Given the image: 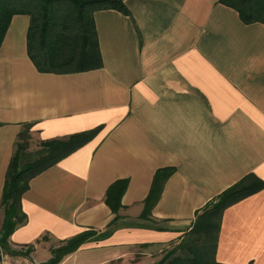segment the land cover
<instances>
[{
	"label": "crops",
	"instance_id": "crops-1",
	"mask_svg": "<svg viewBox=\"0 0 264 264\" xmlns=\"http://www.w3.org/2000/svg\"><path fill=\"white\" fill-rule=\"evenodd\" d=\"M122 2L126 14H93L102 67L89 72H38L27 54L29 16L9 22L0 46V202L23 125H31V150L98 133L30 181L26 220L8 243L33 251L0 250V264H44L39 241L83 232L98 238L58 264H132L136 248L189 236L205 207L246 176L264 183V24H244L220 0ZM164 169L172 172L142 216ZM122 180L114 213L106 192ZM212 250L217 263L264 264V189L223 212Z\"/></svg>",
	"mask_w": 264,
	"mask_h": 264
},
{
	"label": "trees",
	"instance_id": "trees-1",
	"mask_svg": "<svg viewBox=\"0 0 264 264\" xmlns=\"http://www.w3.org/2000/svg\"><path fill=\"white\" fill-rule=\"evenodd\" d=\"M0 0V46L11 18L16 14H25L30 18L27 32V54L40 73H83L102 67L93 14L101 10H116L126 14L122 0ZM235 10L244 24H264V0H220ZM60 11H64L62 14ZM30 124L23 125L18 134L15 151L9 162L5 183L1 195L0 208L3 212V224L0 230V250L10 257H28L31 251L16 252L11 249L10 235L22 225L26 216L21 209V199L28 190L30 181L46 169L71 155L88 143L98 129L71 135L65 139L41 142L42 154L31 159ZM171 170L156 172L147 198L144 201L145 216L159 199L162 187L171 174ZM127 182L117 181L106 192L105 203L116 213L120 207V198ZM264 189V183L254 175H248L235 185L222 192L215 204L209 203L203 215L196 219L190 237L193 239L178 247L187 253L184 259L170 256L159 264H222L213 258V246L220 229L223 212L232 205ZM111 229L100 238L110 236ZM88 233L79 234L68 240L65 246L53 252L44 264H58L63 257L76 251L87 240ZM30 248V247H29ZM185 248V249H184Z\"/></svg>",
	"mask_w": 264,
	"mask_h": 264
},
{
	"label": "rangeland",
	"instance_id": "rangeland-1",
	"mask_svg": "<svg viewBox=\"0 0 264 264\" xmlns=\"http://www.w3.org/2000/svg\"><path fill=\"white\" fill-rule=\"evenodd\" d=\"M64 12V11H63ZM62 11H60V13H63ZM31 148V146H30ZM31 149H29V154L31 155V159H36L38 157V155L42 154L43 148L41 146V144H37L33 146V149L30 151ZM215 200L212 201V204L209 205L208 209L210 208V206L215 204ZM83 233H88V237L86 241L89 240H96L98 238V236L92 232H83ZM81 233V234H83ZM193 238L190 237V235L188 236L187 233L184 234V238L179 239L178 241L172 242V244L166 246V247H161V248H136L134 249L131 253V260H132V264H159L161 260H163L165 257H167L172 251H174V254H172L170 256L174 257L176 254V256L179 257H183L184 259L187 257V253L183 250H180L178 247H184V245H186L185 243H189L191 242ZM38 243H41L43 250H39L40 253L42 254V256L44 255L45 258L52 257V254L54 251H56L57 249L65 246L66 242L63 243H59V242H52L49 241L48 239H42L41 241H39ZM33 247H28L26 249H20V250H14L16 252H27V251H33ZM185 249V248H184ZM173 253V252H172ZM30 255V254H29ZM39 256V257H42ZM43 256V258H44ZM35 257V256H34ZM49 258V259H50ZM48 259V261H49ZM32 262H28V264H31ZM25 264V263H23Z\"/></svg>",
	"mask_w": 264,
	"mask_h": 264
}]
</instances>
